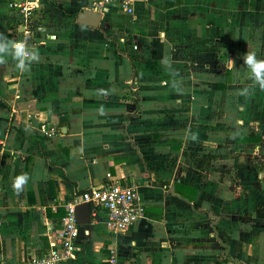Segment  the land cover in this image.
I'll return each instance as SVG.
<instances>
[{
    "label": "crops",
    "instance_id": "obj_1",
    "mask_svg": "<svg viewBox=\"0 0 264 264\" xmlns=\"http://www.w3.org/2000/svg\"><path fill=\"white\" fill-rule=\"evenodd\" d=\"M9 1L0 34L17 40ZM130 2L132 14L108 6L92 29L76 22L88 0H40L55 42L28 45L40 59L25 70L0 60V262L46 252L67 201L119 180L135 185L145 217L129 232L84 226L61 264H107L112 247L117 264H264V89L241 59L264 58V0ZM228 69L232 83L217 93L211 79ZM250 137L261 142L236 145ZM175 182L197 190L193 203Z\"/></svg>",
    "mask_w": 264,
    "mask_h": 264
},
{
    "label": "built area",
    "instance_id": "obj_2",
    "mask_svg": "<svg viewBox=\"0 0 264 264\" xmlns=\"http://www.w3.org/2000/svg\"><path fill=\"white\" fill-rule=\"evenodd\" d=\"M91 10L102 14L108 6L119 5L128 14L133 13L130 0H88ZM9 8L15 16L12 28L17 40H24L31 47H37L54 41L55 36L49 34L43 24L40 0H10ZM39 131L46 139L57 134V129L49 124H42ZM4 153L0 149V156ZM139 196L134 184H123L119 180H111L101 186L91 187L79 196H74L63 206L61 227L54 236L49 249L36 256L19 261L3 260L0 264H61L75 256L77 242L88 231L77 223L75 209L80 204H88L92 224H103L110 233L129 232L145 217L144 209L139 204ZM3 212L0 207V226L3 224ZM117 250H108L107 264H117Z\"/></svg>",
    "mask_w": 264,
    "mask_h": 264
},
{
    "label": "clouds",
    "instance_id": "obj_3",
    "mask_svg": "<svg viewBox=\"0 0 264 264\" xmlns=\"http://www.w3.org/2000/svg\"><path fill=\"white\" fill-rule=\"evenodd\" d=\"M9 56L16 61V68L19 70H25L31 62L40 59L38 51L31 49L26 41L10 39L0 34V60ZM241 59L257 85L264 89V58H259L255 51H247L242 54ZM28 180L27 174H21L14 178L12 187L19 193Z\"/></svg>",
    "mask_w": 264,
    "mask_h": 264
},
{
    "label": "trees",
    "instance_id": "obj_4",
    "mask_svg": "<svg viewBox=\"0 0 264 264\" xmlns=\"http://www.w3.org/2000/svg\"><path fill=\"white\" fill-rule=\"evenodd\" d=\"M172 2H173V0H168L167 3H168V6L169 7L172 6ZM54 42L55 41L49 40L47 43H54ZM211 80L215 82V89H216V92L217 93H220L222 91H225L227 89V87L232 83V69L226 70L225 71V76H222V74H220V73L215 74L212 77ZM227 99L231 103V108L233 110H235L236 109L235 95L233 93H231L227 97ZM216 105L218 106V100L216 101ZM216 113H217V109H216ZM250 142H255V143L261 142V138L250 137V138H247L245 140H236V145L238 147H242V146L245 147V144L247 145ZM246 148L248 149L247 146H246ZM220 150L224 153V155L228 153V151H226L225 149L224 150L220 149ZM220 150H217V153ZM201 153L206 154V156H209V153L208 152H201ZM158 184L161 185V186H166V185L168 186V184L166 182H162V181H158ZM174 192L176 194H178L185 201H187L189 203H193V200H194V197L196 195L197 190L194 189V188H191L190 186L183 185V184H180L178 182H175L174 183Z\"/></svg>",
    "mask_w": 264,
    "mask_h": 264
},
{
    "label": "water",
    "instance_id": "obj_5",
    "mask_svg": "<svg viewBox=\"0 0 264 264\" xmlns=\"http://www.w3.org/2000/svg\"><path fill=\"white\" fill-rule=\"evenodd\" d=\"M101 16L91 10H85L77 15L76 22L80 25L98 29L101 23ZM77 223L81 226H88L90 220V209L88 204H80L75 209Z\"/></svg>",
    "mask_w": 264,
    "mask_h": 264
},
{
    "label": "rangeland",
    "instance_id": "obj_6",
    "mask_svg": "<svg viewBox=\"0 0 264 264\" xmlns=\"http://www.w3.org/2000/svg\"><path fill=\"white\" fill-rule=\"evenodd\" d=\"M225 54H226V53H225ZM225 54H224V53L221 54L220 51H219V52L216 54V59L219 58V61H220V58H222V60H224L223 58H224V55H225ZM190 55L194 57V56L197 55V54H190ZM198 55L202 56V54H198ZM212 55H213V54H212ZM212 55H210V56H212ZM188 57H189V55L186 54V55H185V58L188 59ZM207 57H209V55H208V54H205V55H204V58H207ZM213 57H214V55H213ZM220 62H222V61H220ZM220 62H219V64L216 63L215 65H217V66L220 65V64H221ZM235 93H236V92H235ZM222 150H224V149H222ZM246 151H248V152H246L247 154L245 153V155L243 154V155H240V156H241L242 158H244V159L248 158V159L250 160L249 163H251L252 165L255 164V161H254L255 158L253 157L254 154L252 155V154L249 153V152H251L252 150H251V149H248V150H246ZM235 154H236V156L239 157L240 152H239V153L236 152ZM225 155H226V154H225ZM225 155H224V153H223L221 150L218 151V153H217V152L215 153V156H217L218 159H220L221 157H224ZM236 156H235V157H236ZM233 157H234V156H233ZM218 159H217V161H218ZM217 161H216V162H217ZM249 163H248V165H249ZM217 164H219V163H217ZM248 165H246V166H248ZM224 166H225V165H224ZM220 167H221L222 169L224 168V167H223V162L220 164ZM227 169H228V167H227ZM248 169H249V166L247 167V170H248ZM220 183H221V182H220ZM230 183H234V182H225V181H223V182H222V184H223L222 186H225V184H230ZM233 187H235L234 184H233ZM228 188H229V186H228Z\"/></svg>",
    "mask_w": 264,
    "mask_h": 264
}]
</instances>
